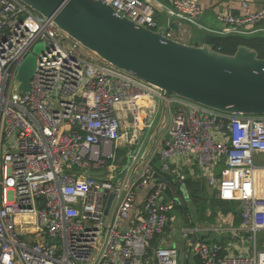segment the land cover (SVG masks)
<instances>
[{"label": "built area", "instance_id": "obj_1", "mask_svg": "<svg viewBox=\"0 0 264 264\" xmlns=\"http://www.w3.org/2000/svg\"><path fill=\"white\" fill-rule=\"evenodd\" d=\"M104 1L139 25L160 27L151 0ZM240 1L243 14L219 16L229 25L226 33H245L248 26L264 31V7L253 10ZM169 14L199 25L200 0H174ZM39 44L44 49L30 89L22 92L19 68ZM81 48L53 17L22 0H0V264H180L178 246L151 247L173 219L163 199L167 184L154 177L150 160L131 180L106 176L117 142L128 128H151L158 101L172 115L173 141L161 151L165 170L172 158L194 154L217 196L242 203L240 225H181L185 264L191 257L200 264H264L258 244L264 165L255 163L264 152V115L226 113L167 95ZM99 171L105 174H93ZM147 184L150 192L137 206V191ZM224 232L240 252L198 236Z\"/></svg>", "mask_w": 264, "mask_h": 264}, {"label": "water", "instance_id": "obj_2", "mask_svg": "<svg viewBox=\"0 0 264 264\" xmlns=\"http://www.w3.org/2000/svg\"><path fill=\"white\" fill-rule=\"evenodd\" d=\"M22 1L40 14L53 17L83 47L113 66L161 87L167 95L175 94L226 113L264 115V58L255 49L240 45L230 55L209 44H186L168 37L163 26L152 30L137 24L104 0ZM43 49L44 44L37 45L19 68L17 78L22 92L30 89L37 55ZM154 177L175 191V179L167 171L154 173ZM175 185L178 187L180 182ZM113 198L111 193L106 215ZM241 208L242 203L238 202V209ZM179 260L185 264L184 250L180 251Z\"/></svg>", "mask_w": 264, "mask_h": 264}, {"label": "crops", "instance_id": "obj_3", "mask_svg": "<svg viewBox=\"0 0 264 264\" xmlns=\"http://www.w3.org/2000/svg\"><path fill=\"white\" fill-rule=\"evenodd\" d=\"M155 8V17L157 18L160 27H164L166 31L172 34V38L186 44H192L197 46H202L204 44H209V40L213 36H224L228 35L229 25L220 21V15H241L244 12L243 6L240 0H200V7L202 9V14L198 19L199 25L191 24L188 22H180L178 19L169 14V9L173 8L174 0H151ZM253 10H259L264 7V0H248ZM264 29V22L260 26ZM255 30L252 26H248L245 33L239 35L243 36H253L256 34H264V31H253ZM210 45V44H209ZM164 103L163 101H158L157 113L154 116V122L151 128L131 127L128 128L129 135H124L118 142L116 146V163L113 166V171L109 172L120 177L121 180H129L135 178L139 175L142 170V165L150 160V166H153V172L155 174L162 173L164 168V161L161 159V151L166 143L170 140L166 137L165 133H169L171 126L172 115L167 107V115L164 117ZM160 107V109H159ZM122 120H124L123 113H120ZM170 136V134H169ZM159 147V151L155 152L156 147ZM132 154L136 155L135 160L132 159ZM122 157V158H121ZM121 158V160H120ZM123 158L125 160H123ZM120 160V162H119ZM115 161V160H114ZM123 161V162H122ZM153 161V163H152ZM169 168L165 171L175 179V191L170 189L167 185L163 193V199L168 201L165 194H169L177 203L178 197L183 202V189H185L189 195V187L187 186V181L193 180L197 182H202L205 188H200L201 195L208 196L215 195L216 191L212 189L209 185L210 173L196 162V157L194 154H187L185 156H179L177 158H172L167 162ZM114 164V162H113ZM157 169V170H156ZM133 174V175H132ZM162 181V180H161ZM176 182H180L177 187ZM204 189V190H203ZM150 192V186L147 184L142 186L137 191L136 205L140 206L143 204L147 195ZM217 196V194H216ZM185 198V197H184ZM184 203V202H183ZM213 203L208 202L207 209L203 214L204 218H195V224H203L202 226H225L232 227L240 225L241 214L238 209V202L225 201V204L221 206L214 216L213 220L210 219L213 211ZM193 206V204H192ZM194 208V206H193ZM134 216V214H133ZM196 216V215H195ZM130 222V221H129ZM125 223V226L129 224ZM183 225V224H182ZM174 227L170 226L166 229L163 237H158V243L154 247L163 246H178L181 250L185 251V257L187 254V244L182 239V241H175V234L172 233ZM200 238L210 242L219 241L225 246L233 244L229 233H211L206 235H200ZM196 264L197 258L192 257ZM190 263V258L188 259V264Z\"/></svg>", "mask_w": 264, "mask_h": 264}, {"label": "trees", "instance_id": "obj_4", "mask_svg": "<svg viewBox=\"0 0 264 264\" xmlns=\"http://www.w3.org/2000/svg\"><path fill=\"white\" fill-rule=\"evenodd\" d=\"M209 44L210 46L213 47V49L219 52L225 53V54H230V55L234 54L240 45H246L252 49H255L259 53V56L261 58H264V34H256L253 36H243L239 34H228L224 36L216 35V36H213L209 40ZM187 186L189 187V191H190L189 192L190 202L194 206L192 215L195 218L196 217L204 218L203 214L205 213L207 209L208 202L211 201V203H213L212 204L213 211H212V215L210 216V219L213 220L214 216H216L217 210L225 204V200L220 199L218 196H216V194L211 195L212 196L211 198L205 195H201V192L199 190L201 188V191H202V188H205V187L203 183L200 181L197 182V181L189 180L187 181ZM157 243H158L157 238H155L153 242L151 243V247L154 248V246H156ZM197 262L198 264H200L198 259H197Z\"/></svg>", "mask_w": 264, "mask_h": 264}, {"label": "rangeland", "instance_id": "obj_5", "mask_svg": "<svg viewBox=\"0 0 264 264\" xmlns=\"http://www.w3.org/2000/svg\"><path fill=\"white\" fill-rule=\"evenodd\" d=\"M81 49L84 53L88 52V49L83 47V46ZM159 109H160V107H159ZM165 135H166V137H168V139H170L168 132H166ZM158 148L159 147L157 146L155 149V152L157 150L159 151ZM121 158H120V160H121ZM116 160H117V157L114 161V165L116 163ZM120 160H119V162H120ZM123 160H125V159L123 158ZM255 163L257 166L264 165V152H260V153L255 155ZM115 175H117V173H115ZM165 195L167 196L168 202L171 203V205H172V210L170 211L171 217L173 219L172 220V227H174L176 229V234H175L174 239H175V241H182L180 233H179L180 227L182 224H187V222H189V221L194 222L193 215H192L194 208L192 206V203L190 202L189 195L185 189H183V195L186 198V199L183 198V202H185V203H183L181 200H177V203H175L174 200H172V197H170L168 193ZM197 225L202 226L203 224H197ZM198 236H199V238L201 237L200 234ZM210 242L213 243L214 241L210 240ZM258 244H259L261 249H264V232H262V233L260 232L258 234ZM248 245L250 246L251 244L248 243ZM228 247H229L230 251H232L234 253L240 252V250L235 247V244H230V245H228ZM248 251H250V249H248ZM189 264H196L195 260L192 257L190 258Z\"/></svg>", "mask_w": 264, "mask_h": 264}]
</instances>
